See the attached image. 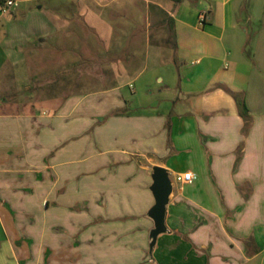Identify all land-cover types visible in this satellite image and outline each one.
I'll return each instance as SVG.
<instances>
[{
    "label": "crops",
    "instance_id": "obj_1",
    "mask_svg": "<svg viewBox=\"0 0 264 264\" xmlns=\"http://www.w3.org/2000/svg\"><path fill=\"white\" fill-rule=\"evenodd\" d=\"M118 1L0 12V264L264 262V0ZM96 51H152L150 66L130 68L144 102L122 62L104 91L64 81L60 55L73 68ZM165 51L173 64L160 71ZM232 94L248 110L245 133ZM102 106L108 130L81 194L79 161L60 160L73 151L59 148L62 131ZM152 166L192 182L171 179L166 231L149 252Z\"/></svg>",
    "mask_w": 264,
    "mask_h": 264
},
{
    "label": "rangeland",
    "instance_id": "obj_2",
    "mask_svg": "<svg viewBox=\"0 0 264 264\" xmlns=\"http://www.w3.org/2000/svg\"><path fill=\"white\" fill-rule=\"evenodd\" d=\"M121 2L118 1L116 5H119ZM115 7V6H114ZM112 9V8H110ZM108 10L105 9V12ZM144 50V47H142ZM127 52V54H126ZM149 52L148 55V63L145 60V53ZM164 56L161 57L164 61V63H160V71L166 70L167 67L171 63H168L166 60L170 58L171 51H165ZM82 53V52H81ZM96 54L92 56H83L79 54L77 56V61L75 63V67L70 68L69 63H64L63 61L66 58V55H60L58 57V61L56 64H58V68L65 67V73H63L64 81H72L75 83L78 82V90L82 91L81 86H85L83 90H89V91H104L108 86H110V80L106 78L108 75V67L111 65H119L120 62H122V65L128 66L130 69H139L140 66H142L144 63H146L148 66L152 63V51H96ZM131 56H130V55ZM110 55V56H109ZM127 61V63H125ZM55 62L51 63L50 66L54 67L56 65ZM78 69V70H77ZM131 69L129 74H126L123 78L122 82L131 81L134 83V76L131 75ZM105 77V78H104ZM66 78H69L66 80ZM75 78V79H74ZM71 79V80H70ZM138 83V84H137ZM134 83L135 90L139 95L138 98L141 102H144L143 96H141V91L143 88L140 86L142 83L141 81ZM68 85H63L62 90L63 92H72L77 91L76 88ZM86 84H90V87H86ZM140 90V91H139ZM145 97H147V93H143ZM154 98H157L160 96L159 93L155 92ZM149 98V96L147 97ZM82 108V107H81ZM95 109V113L93 110V114L91 110H86L84 107L83 109L78 110L79 116L77 117V120L72 121V125L68 128L67 126L63 129V139L62 142L59 145V148L66 149V151H70V148H73V151L70 153L63 151V156L60 159L61 161H79L78 164L73 165L72 171H73V177L76 180H79L78 185V191L80 193H86L87 188V173L90 172L92 169H90L89 165L86 163L88 157L92 155V153L97 152V145L102 146V141L105 139L106 131L108 128L104 127L105 120L108 118V115L106 113H103L105 110L102 107H100L97 111ZM82 111V112H81ZM68 128V129H66ZM96 130V131H94ZM66 132V133H65ZM93 132H96L95 136H92ZM70 147V148H69ZM63 171H71V168L65 169L63 168ZM169 178L172 179V175L169 174ZM73 188H75L76 184L71 185ZM70 187V186H69ZM81 189V190H80ZM81 193V194H82ZM78 206H74L75 210H83L82 208H79ZM85 254V253H84ZM262 261V262H261ZM249 264H264L262 260V256L259 255L258 257L251 260Z\"/></svg>",
    "mask_w": 264,
    "mask_h": 264
},
{
    "label": "water",
    "instance_id": "obj_3",
    "mask_svg": "<svg viewBox=\"0 0 264 264\" xmlns=\"http://www.w3.org/2000/svg\"><path fill=\"white\" fill-rule=\"evenodd\" d=\"M150 179L151 183L148 189L151 193L153 203L146 213L147 217L152 221V228L148 234L149 252L152 251L157 237L166 231L164 224L165 211L166 206L169 203V196L171 195L173 189L169 173L165 168L152 166Z\"/></svg>",
    "mask_w": 264,
    "mask_h": 264
},
{
    "label": "built area",
    "instance_id": "obj_4",
    "mask_svg": "<svg viewBox=\"0 0 264 264\" xmlns=\"http://www.w3.org/2000/svg\"><path fill=\"white\" fill-rule=\"evenodd\" d=\"M20 0H0V12H8L17 8ZM205 22V13L198 15V25H203ZM173 182L179 184H190L192 182V175L190 172L178 173L173 176Z\"/></svg>",
    "mask_w": 264,
    "mask_h": 264
},
{
    "label": "trees",
    "instance_id": "obj_5",
    "mask_svg": "<svg viewBox=\"0 0 264 264\" xmlns=\"http://www.w3.org/2000/svg\"><path fill=\"white\" fill-rule=\"evenodd\" d=\"M175 2H179L180 0H174ZM232 97L234 99L237 113L238 115L242 118L244 122V127L242 129V132L245 133L248 130V125H249V115H248V110L244 104L243 99L240 97L238 94H232Z\"/></svg>",
    "mask_w": 264,
    "mask_h": 264
}]
</instances>
